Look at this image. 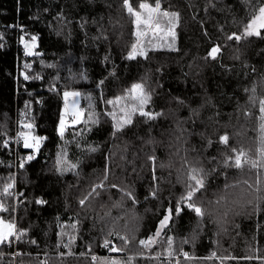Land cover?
Segmentation results:
<instances>
[{
	"label": "trees",
	"instance_id": "trees-1",
	"mask_svg": "<svg viewBox=\"0 0 264 264\" xmlns=\"http://www.w3.org/2000/svg\"><path fill=\"white\" fill-rule=\"evenodd\" d=\"M140 2L154 6L155 0H129L146 15ZM253 2L161 0L162 10L179 15L176 50H149L147 59L128 60L136 25L123 0H0V202L4 186L13 183L6 200L13 206L10 219L25 233L22 243L4 249L0 264H93L92 254L135 253L143 256L134 264H169L167 236L174 250L217 255L189 261L176 255L172 264L175 259L261 264L243 258L264 256V167H251L252 161L264 164L259 112L264 39H227L244 31ZM21 35L30 44L37 37L33 52L38 55L24 54ZM214 46L221 48L215 60L208 56ZM25 74L41 79L25 81ZM134 83L150 94L145 110L155 118L136 113L132 124L117 132L114 124L123 112L106 101L127 96ZM65 90L81 92L85 114L61 137ZM24 123H32V133L43 137L39 152L17 143L18 134L28 131ZM224 135L227 146L220 142ZM241 150L248 159L242 170L223 166ZM28 155L35 158L27 160ZM192 168L207 173L206 189L197 193L203 217L185 207L164 230L167 236L145 250L139 239L154 235L167 209L188 190ZM126 192L134 194L135 204ZM38 199L45 203H35ZM70 236L75 241L68 248ZM119 237L129 239L130 251L110 253L103 247L105 238L122 245ZM69 251L75 255L67 256ZM14 252L26 255L14 259ZM222 256L238 259L222 262Z\"/></svg>",
	"mask_w": 264,
	"mask_h": 264
},
{
	"label": "snow or ice",
	"instance_id": "snow-or-ice-1",
	"mask_svg": "<svg viewBox=\"0 0 264 264\" xmlns=\"http://www.w3.org/2000/svg\"><path fill=\"white\" fill-rule=\"evenodd\" d=\"M123 6L127 9V12L130 16L135 17L134 23L136 25V41L131 46V51L127 55L128 60H135L138 56L148 58V51L149 50H160L166 47L169 51H175V42H176V27L177 22L179 20L178 13L169 12L166 10H162L161 0H155L154 6H151L149 3L140 2L139 8L143 9L147 14L144 15L139 11L134 10V4L129 3V0H123ZM252 11L250 12V19L244 26V31L241 34L233 33L227 37L228 40H235L240 41L241 39H247L249 37H259L264 39V2L261 0H254L251 5ZM37 37H31V44L25 40L24 36L21 35L20 41L24 46V54L26 56H33L38 55V53L33 52V48H35V41ZM156 41V43H153ZM145 44L151 45V49L146 48ZM221 52V48L219 46H214L210 49L208 56L212 59H217V54ZM25 68H29L30 65H24ZM51 67V65H49ZM30 78L34 79H41L40 76L30 77L29 75H23V79L25 81L29 80ZM103 83V81H101ZM253 92L255 89L252 90ZM59 94V93H58ZM63 95V111L59 117V134L61 137L64 136V132L66 128L71 125H77L81 122L82 118L84 117V110L80 107V97L81 92L74 91V90H65L62 93ZM131 99L135 103L130 105L122 104L121 102ZM151 99L150 94L145 91L144 85L141 83H134L127 96H117L114 100L109 99L106 101L108 105H112L113 108L119 106L120 111L123 112V116L119 121L114 124V128L117 132L121 131L126 125L132 124V116L136 113L139 114L141 117L152 118L154 119L155 116L151 111H146V105H148ZM28 107V105H26ZM259 112H260V120L262 123L260 124V131L262 133L261 139L264 140V99L259 100ZM112 118L116 119V113L113 111L110 113ZM69 117L71 118L69 120ZM23 127L28 129L27 132H20L18 134L17 143L20 140L23 141V148L30 149L34 152H39L43 137L36 136L32 133L33 124L32 123H24ZM229 137L227 135L220 137V142L224 145H228ZM8 145L5 144L4 147ZM91 151H97V148L90 149ZM231 151L235 152V149H230ZM260 155L264 158V148L260 149ZM35 157L33 155H28L27 160H32ZM153 161H155V157H152ZM59 162V161H58ZM248 163L247 154L241 150L235 156L228 157L225 161L223 166L226 168L234 167L236 169H243L244 165ZM264 167V164H260L258 161H252L251 167L256 168L257 166ZM23 167V164H21ZM72 167H75L73 165ZM207 173L200 168H192L190 174L188 176V180L191 183L187 184V191L180 197V200L177 202L175 207H169L167 209V214L163 216V218L159 221V226L157 231L152 236H148L146 238L139 239L138 244L145 250L150 251L152 246L158 243V238L163 239L164 236H167V233L164 232L165 229H169L170 222L173 219V216H179L180 213L184 210V208L191 209L195 212L197 217H203L204 212L200 206H198L197 201L200 197L197 196V193H200L202 190L206 189L205 179ZM106 179V177H105ZM257 184H259V177L257 179ZM14 187L13 183H8L3 188V200L4 202H0V213H9L8 218H0V260L3 259L4 256V249L5 248H12L16 243H22L24 241L25 233L20 231L17 228V225L14 220L10 219L11 213L10 208L13 206L7 204L6 200L7 197L12 196V192L10 191ZM97 187H104L103 184L97 185ZM111 187H117L115 184L111 185ZM251 187V185H249ZM95 189H93V192ZM153 196H155V191L152 192ZM91 195V194H89ZM126 196L132 199L133 203L135 204L137 201L134 197V194L131 192H126ZM224 197L221 196L216 201L217 203L220 202L221 199ZM35 203L43 204L45 201L43 200H36ZM81 205H84L85 200L81 199ZM14 210V209H13ZM75 227V225H73ZM163 233V236H162ZM111 235V233H109ZM123 241V244L117 246L112 243L109 239L105 238L103 242V247H105L110 253H124L126 251H130L127 248V245L130 243L127 237H119ZM133 240L135 237L132 238ZM75 237L70 236L69 241L65 247L71 248L74 244ZM187 242V241H185ZM31 243H35V241H31ZM166 243L168 245V258L169 264H172V260L175 258L176 255H182L185 261L189 260H212L216 259L217 255L216 252L213 251L207 257H196L195 254L190 255L188 252H180L179 250H174L172 248L173 239L170 236H167ZM92 249H88V253H91ZM88 253L82 252L81 256H86ZM26 255L23 252H14L13 257L15 259L16 256ZM64 253H61V256H64ZM75 254L72 251L67 253V256H74ZM143 256V253H135L133 255H129L127 257L124 256H117L113 257H98L95 254L91 255V261L93 264H96L99 261V264H134V261L137 257ZM155 259H159V256L152 257ZM219 259L223 262L225 259H238L236 257H219ZM243 259H257L264 264V256H248L244 257ZM8 264H14V261H9ZM23 264V261H21ZM44 264V262H41ZM175 264H182V261L179 259H175Z\"/></svg>",
	"mask_w": 264,
	"mask_h": 264
},
{
	"label": "rangeland",
	"instance_id": "rangeland-1",
	"mask_svg": "<svg viewBox=\"0 0 264 264\" xmlns=\"http://www.w3.org/2000/svg\"><path fill=\"white\" fill-rule=\"evenodd\" d=\"M25 132H27V131H25Z\"/></svg>",
	"mask_w": 264,
	"mask_h": 264
}]
</instances>
